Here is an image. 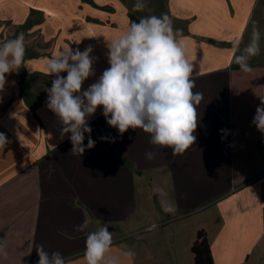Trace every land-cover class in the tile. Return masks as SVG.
Listing matches in <instances>:
<instances>
[{
    "label": "crops",
    "instance_id": "1",
    "mask_svg": "<svg viewBox=\"0 0 264 264\" xmlns=\"http://www.w3.org/2000/svg\"><path fill=\"white\" fill-rule=\"evenodd\" d=\"M150 1L155 16L161 8L181 30L198 73L193 91L203 94L196 141L183 155L157 150L142 129L121 135L98 108L88 121L95 146L74 156L71 134L61 139L59 118L46 107L54 77L45 66L54 54L93 47L95 76L82 91L109 67L106 44L131 23L124 0H0V25L9 24L0 40L22 33L26 48L24 63L6 76L0 92V133L8 141L0 147V248L8 250L2 254L6 264H37L36 245L82 262L86 237L97 223L108 222L112 232L131 220L136 179L148 171L157 185H166L157 188L166 195L154 212H165L173 235H183L189 251L202 230L214 264H264V133L252 123L264 97V67L244 73L233 62L240 0ZM256 1L245 7L243 27ZM34 74L41 81L28 82ZM19 83L43 88L41 100L23 97ZM148 151H156L154 159H146ZM85 221L87 228L77 231ZM121 238L113 236L116 251L127 250L116 244Z\"/></svg>",
    "mask_w": 264,
    "mask_h": 264
},
{
    "label": "clouds",
    "instance_id": "2",
    "mask_svg": "<svg viewBox=\"0 0 264 264\" xmlns=\"http://www.w3.org/2000/svg\"><path fill=\"white\" fill-rule=\"evenodd\" d=\"M145 7V0H136L133 10L142 11ZM260 40L261 32L253 22L250 40L243 49L239 39L232 42L233 49L239 52L234 54L233 62L242 72L252 71L249 61L259 55ZM106 47L109 67L83 91L84 82L95 76L93 65L98 59L91 55L94 50L91 45L83 51L79 48L60 51L46 62V72L54 77L51 87L46 89V107L59 118L61 139L71 134V154L82 156L86 149L95 146L88 121L102 108L106 123L121 135L129 129H142L150 134L149 143L157 150L169 148L173 156L183 155L196 141L193 133L198 124L197 105L203 94L193 91L198 73L187 58L181 30L173 28L167 14L141 17L138 22H131L119 37L108 41ZM25 53L22 33L0 42V92L5 88L6 76L24 63ZM260 101L252 123L264 133V97ZM7 142L6 135L0 133V147ZM155 156L156 151L145 153L149 160ZM86 228L87 221L76 226L77 231ZM109 229V223L105 222L88 233L82 262L75 264H133L135 253L130 249L116 251ZM35 248L37 264H74L59 251L49 253L43 245Z\"/></svg>",
    "mask_w": 264,
    "mask_h": 264
},
{
    "label": "rangeland",
    "instance_id": "3",
    "mask_svg": "<svg viewBox=\"0 0 264 264\" xmlns=\"http://www.w3.org/2000/svg\"><path fill=\"white\" fill-rule=\"evenodd\" d=\"M124 2L129 7V10L139 19L154 15L150 0H145L146 7L142 11L133 10L136 0H124ZM248 2L249 0H240V6L238 9L236 8V40L239 39L241 41L240 49H243L250 40L253 22H256L261 32V51L259 55L251 58L249 63L252 68L262 69L264 67V0L256 1L254 9L243 27L246 17L245 7L248 5ZM160 9H157L159 16L164 14V12L161 13ZM6 21L3 20V24L0 25V35L5 34V30L9 26L8 23H4ZM5 38L1 39L0 42L7 40L6 36ZM20 74L25 75V71H21ZM41 79V76L34 74L29 78L28 82L41 81ZM19 85L21 94L26 99H34L37 102L44 95V89L40 86L31 88L28 86V83H19ZM136 186L138 187V193L135 196L136 204L131 220L129 222L117 223L116 228L114 227L112 230L113 236L123 235V238L117 241L116 244L135 253L133 259L135 264H194L193 257L186 247L183 235H173L170 230L171 224L164 211H162V214L154 212L156 205H160L162 198L166 195L158 194L157 188L165 190L166 185H157L153 180V174L148 171L143 175L142 179H136ZM164 200L168 203L167 197ZM100 226L97 223L96 229ZM133 230L137 231L133 232ZM186 236L188 237V232L185 233ZM7 251L3 250L0 252V264H6L5 260L7 259L2 254Z\"/></svg>",
    "mask_w": 264,
    "mask_h": 264
},
{
    "label": "trees",
    "instance_id": "4",
    "mask_svg": "<svg viewBox=\"0 0 264 264\" xmlns=\"http://www.w3.org/2000/svg\"><path fill=\"white\" fill-rule=\"evenodd\" d=\"M128 15L131 22L139 21L133 14L129 13ZM190 251L193 254L194 264H214L207 238L202 230L197 231Z\"/></svg>",
    "mask_w": 264,
    "mask_h": 264
},
{
    "label": "water",
    "instance_id": "5",
    "mask_svg": "<svg viewBox=\"0 0 264 264\" xmlns=\"http://www.w3.org/2000/svg\"><path fill=\"white\" fill-rule=\"evenodd\" d=\"M20 80L23 81L24 80V75L20 76Z\"/></svg>",
    "mask_w": 264,
    "mask_h": 264
}]
</instances>
